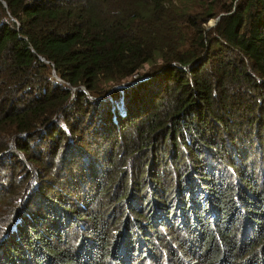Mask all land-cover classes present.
I'll return each instance as SVG.
<instances>
[{
	"label": "trees",
	"instance_id": "trees-1",
	"mask_svg": "<svg viewBox=\"0 0 264 264\" xmlns=\"http://www.w3.org/2000/svg\"><path fill=\"white\" fill-rule=\"evenodd\" d=\"M0 170V264H264V0H0Z\"/></svg>",
	"mask_w": 264,
	"mask_h": 264
},
{
	"label": "rangeland",
	"instance_id": "rangeland-1",
	"mask_svg": "<svg viewBox=\"0 0 264 264\" xmlns=\"http://www.w3.org/2000/svg\"><path fill=\"white\" fill-rule=\"evenodd\" d=\"M214 21L213 20H211V21H209V26L211 25V23H213ZM2 170H0V174H3V172H1ZM4 179H2V181H0V182H2V183H4V184H6V182H7V180H5V181H3ZM1 235H2V237H1ZM3 236H4V233H1L0 234V240H3ZM1 244V243H0Z\"/></svg>",
	"mask_w": 264,
	"mask_h": 264
},
{
	"label": "water",
	"instance_id": "water-1",
	"mask_svg": "<svg viewBox=\"0 0 264 264\" xmlns=\"http://www.w3.org/2000/svg\"><path fill=\"white\" fill-rule=\"evenodd\" d=\"M218 19H219V16L214 20L213 23H211V26H214V25L217 23ZM53 76H54L57 80H60V78L56 76V74H55L54 71H53Z\"/></svg>",
	"mask_w": 264,
	"mask_h": 264
}]
</instances>
